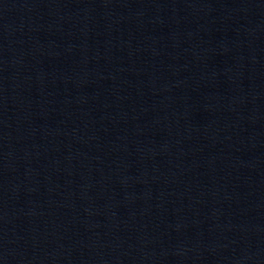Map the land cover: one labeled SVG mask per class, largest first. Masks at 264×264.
<instances>
[{
  "label": "water",
  "instance_id": "95a60500",
  "mask_svg": "<svg viewBox=\"0 0 264 264\" xmlns=\"http://www.w3.org/2000/svg\"><path fill=\"white\" fill-rule=\"evenodd\" d=\"M97 0H0V264H114Z\"/></svg>",
  "mask_w": 264,
  "mask_h": 264
}]
</instances>
